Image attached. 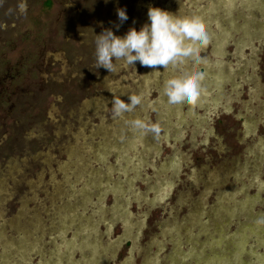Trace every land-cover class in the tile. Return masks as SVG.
Listing matches in <instances>:
<instances>
[{
    "label": "rangeland",
    "instance_id": "374dc122",
    "mask_svg": "<svg viewBox=\"0 0 264 264\" xmlns=\"http://www.w3.org/2000/svg\"><path fill=\"white\" fill-rule=\"evenodd\" d=\"M46 1L0 0V264H264V0ZM149 7L199 18L202 65L97 69L95 34ZM194 72L199 106L168 111L164 81Z\"/></svg>",
    "mask_w": 264,
    "mask_h": 264
},
{
    "label": "clouds",
    "instance_id": "9594fccd",
    "mask_svg": "<svg viewBox=\"0 0 264 264\" xmlns=\"http://www.w3.org/2000/svg\"><path fill=\"white\" fill-rule=\"evenodd\" d=\"M109 0H105L108 3ZM117 19L120 24L129 17L126 8H117ZM135 23V21L133 22ZM119 25H117V28ZM210 37L196 16L173 14L160 7H149L147 22L139 30L130 27L123 36H118L111 28L95 34V65L97 69L104 68L110 73L115 71L113 61H123L126 65L155 68L169 65L203 63L199 55L201 49L208 47ZM202 73L189 75H174L163 83V95L167 103L175 108L195 107L202 95ZM128 102L121 96L114 95L111 101V111L115 117L132 112L142 103L143 97L138 94L128 95ZM131 128L142 135L158 136L161 128L158 123H150L136 118L127 122Z\"/></svg>",
    "mask_w": 264,
    "mask_h": 264
},
{
    "label": "bare ground",
    "instance_id": "6f19581e",
    "mask_svg": "<svg viewBox=\"0 0 264 264\" xmlns=\"http://www.w3.org/2000/svg\"><path fill=\"white\" fill-rule=\"evenodd\" d=\"M215 1V0H214ZM222 1V0H221ZM220 1V2H221ZM224 1V0H223ZM222 1V2H223ZM227 1V0H226ZM209 3V2H208ZM229 3V2H228ZM219 7V6H218ZM237 7V6H236ZM243 10H245V9H243ZM219 11V10H218ZM217 13V12H216ZM242 13V12H241ZM204 14V13H203ZM208 16V15H207ZM205 18V17H204ZM208 20V19H207ZM235 21V20H234ZM261 21V20H260ZM208 22V21H207ZM218 25V24H217ZM210 26V25H209ZM209 29V28H208ZM211 31V30H210ZM240 32V31H239ZM213 34V33H212ZM223 36V35H222ZM221 39V38H220ZM247 41V40H246ZM222 43V42H221ZM247 43V42H246ZM248 44V43H247ZM219 45V44H218ZM217 45V46H218ZM216 60V59H215ZM216 62V61H215ZM221 63V62H220ZM219 63V64H220ZM218 64V63H217ZM217 64H216V66H217ZM202 65V64H201ZM218 67H220V65H218ZM223 70V69H222ZM224 72V71H223ZM216 75V74H215ZM205 79V78H204ZM146 85V84H145ZM147 86V85H146ZM259 87V86H258ZM207 89V88H206ZM205 89V90H206ZM256 90V89H255ZM204 91V90H203ZM207 91V90H206ZM262 94H264V89L262 90V91H260ZM254 93V92H253ZM205 95V94H204ZM207 96V95H206ZM206 96H204V97H206ZM209 96H210V94H209ZM209 96H208V98H209ZM204 97H202V98H204ZM259 97V92H255L254 94H253V96H252V101H254V100H256L257 98ZM166 98V97H165ZM207 99V98H206ZM204 101V100H203ZM210 101H211V99H210ZM161 102L162 103H164L163 105H165L166 106V108L168 109V111H169V108L170 109H172V107H170L171 105H169L168 103H167V100H165V99H163V100H161ZM157 104H158V102H157ZM156 104V105H157ZM201 104V103H200ZM165 106H163V107H165ZM198 106H199V104H198ZM162 107V106H161ZM161 109V108H160ZM163 111V110H162ZM161 111V112H162ZM165 111H166V109H165ZM251 111V110H250ZM166 113V112H165ZM163 114V113H162ZM175 114V113H174ZM177 116V115H176ZM191 118V117H190ZM145 136V135H144ZM133 139V138H132ZM142 141V140H141ZM144 141V140H143ZM260 142V144L259 145H257L256 146V148H255V154H256V157H258V158H260L262 161L264 160V159H262L263 157H262V155H263V153H262V151H264V148H263V145H264V141L263 140H261V141H259ZM122 143V142H121ZM256 145V144H255ZM254 147V146H253ZM156 148V147H155ZM252 151V150H251ZM253 153V152H252ZM262 157V158H261ZM182 158V157H181ZM180 158V159H181ZM179 160V155H176L175 157H173L172 159H171V162H170V164L173 166L174 164H175V162L176 161H178ZM257 160V159H256ZM257 162V161H256ZM169 163V162H168ZM167 165V164H166ZM247 167V166H246ZM261 168V167H260ZM166 169H167V167H166ZM260 177V176H259ZM257 179V178H256ZM168 183L169 181L168 180H165V182H163L164 184L165 183ZM166 183V184H167ZM170 184V183H169ZM164 186V185H163ZM162 187V186H161ZM162 190H166L165 192L167 193V191H168V188L166 187V188H164V189H162ZM159 191H161V190H159ZM230 194H232V199H233V201H235V199H238L239 198V196H238V193H236V192H234V191H229L228 193H227V196H226V198H229V196H230ZM157 195V197H159V198H161V196L162 195H164V193H161V192H159V193H157L156 194ZM163 198V197H162ZM228 201V200H227ZM238 201V200H237ZM205 202V201H204ZM228 208V207H227ZM229 210V209H228ZM196 212V211H195ZM254 212V211H253ZM198 213V212H197ZM127 214H128V212H127ZM140 223V222H139ZM138 228V227H137ZM75 232V231H74ZM127 235V234H126ZM156 242V243H155ZM99 243V242H98ZM154 243L155 244H158V243H161L157 238L154 240ZM60 244H61V242H60ZM112 244V243H111ZM64 251V250H63ZM72 252V251H71ZM154 261L155 260H153V263H154ZM52 262V261H51Z\"/></svg>",
    "mask_w": 264,
    "mask_h": 264
},
{
    "label": "flooded vegetation",
    "instance_id": "af4514ba",
    "mask_svg": "<svg viewBox=\"0 0 264 264\" xmlns=\"http://www.w3.org/2000/svg\"><path fill=\"white\" fill-rule=\"evenodd\" d=\"M51 3V0H47L46 2H45V4H47V5H49ZM16 32H20V28H19V30L17 29V31ZM124 87V86H123ZM144 103H146L145 101L144 102H142V104H144ZM153 106H154V104H153ZM155 108H156V106H155ZM157 109V108H156ZM141 136V135H140ZM139 139H141V138H139ZM176 155H179V160L178 161H176L175 162V164L172 166V167H174L175 165H177V167H179V166H181V162H182V160L180 159L181 158V155L178 153V152H176V154H174V156L173 157H175ZM172 157V158H173ZM171 158V159H172ZM165 180H168L169 181V178L168 177H165ZM167 183V182H166ZM165 183V184H166ZM168 192V191H167ZM244 205H246V203H244ZM186 227H188V226H186ZM154 239H156V238H154ZM157 239H159V238H157ZM159 241H160V239H159ZM161 243H162V241H160ZM161 243H158V245H160Z\"/></svg>",
    "mask_w": 264,
    "mask_h": 264
}]
</instances>
